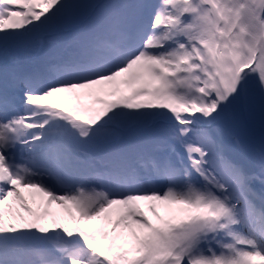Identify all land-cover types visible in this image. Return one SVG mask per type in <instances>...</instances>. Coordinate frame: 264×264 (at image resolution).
<instances>
[{"label": "snow or ice", "instance_id": "snow-or-ice-1", "mask_svg": "<svg viewBox=\"0 0 264 264\" xmlns=\"http://www.w3.org/2000/svg\"><path fill=\"white\" fill-rule=\"evenodd\" d=\"M0 264H264V0H0Z\"/></svg>", "mask_w": 264, "mask_h": 264}, {"label": "rangeland", "instance_id": "rangeland-1", "mask_svg": "<svg viewBox=\"0 0 264 264\" xmlns=\"http://www.w3.org/2000/svg\"><path fill=\"white\" fill-rule=\"evenodd\" d=\"M53 210L58 211V212L60 211L57 205H53ZM96 223L97 222H81V226L87 227V226H90Z\"/></svg>", "mask_w": 264, "mask_h": 264}]
</instances>
